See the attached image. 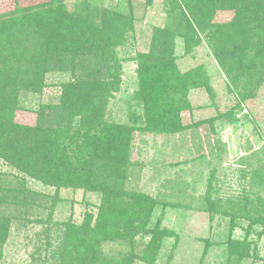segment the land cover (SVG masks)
<instances>
[{
	"label": "trees",
	"instance_id": "1",
	"mask_svg": "<svg viewBox=\"0 0 264 264\" xmlns=\"http://www.w3.org/2000/svg\"><path fill=\"white\" fill-rule=\"evenodd\" d=\"M169 1L166 27L155 32L147 52L136 51L128 57L137 64L138 89L132 99L140 112L132 113L129 122L123 123L102 117L106 99L119 86L121 59L116 48L124 42L132 14L117 6L96 7L89 0L75 2L72 9L63 0H48L0 13V100L8 99L7 90L40 92L49 74L73 72L72 80L59 84V101L51 105L59 118L55 125L42 112L34 127L15 123V101H2L7 112L0 116V150L8 162L17 158L13 166L56 188L78 187L101 196L94 221L92 213L86 212L81 226L64 234L67 264H101L99 248L110 240L131 245L132 253L121 259L122 264H131L135 258L154 264L162 241L177 239L176 233L166 227L149 228L156 197L124 187L126 171L133 164L134 133L178 131L181 112L190 109L189 91L204 88L212 96L202 66L178 70L170 26L183 38L185 53L200 44L203 36L214 60L234 86L230 89L237 96L234 104L217 119L231 118L245 98L255 95L264 78V0H230L229 6L222 5L223 0H209L207 16L203 10L208 0ZM217 11L233 15L212 25L208 20ZM181 22L184 24L177 29ZM181 26L186 32H181ZM71 109L78 111L80 119L74 125L62 124L59 113ZM242 199L246 203L237 205V212L242 213L237 215L231 212L234 206L222 208L209 193L205 195L210 212L230 217L226 251L236 257V262L250 248L246 236L251 227L264 225L259 209L264 198H257L256 203L245 196ZM237 216L248 221L245 228L241 227L245 232L242 240L231 238L232 229L241 226ZM7 221H2L6 229ZM83 226L89 228L85 231ZM138 238L147 241L138 242L136 248ZM107 262L111 263V257Z\"/></svg>",
	"mask_w": 264,
	"mask_h": 264
},
{
	"label": "rangeland",
	"instance_id": "2",
	"mask_svg": "<svg viewBox=\"0 0 264 264\" xmlns=\"http://www.w3.org/2000/svg\"><path fill=\"white\" fill-rule=\"evenodd\" d=\"M44 1L48 0H0V13ZM63 1L72 9L81 0ZM89 1L96 7L117 6L132 14L131 25L123 35L124 42L116 48L121 59L119 86L106 99L102 117L105 121L129 122L132 113L139 114L140 107H134L136 102L132 99L138 89L137 64L128 57L136 51H148L155 32L167 25L170 1ZM230 3L223 0L222 5ZM208 6L209 0L204 2L206 16ZM232 15L230 11H217L208 22L216 25L228 21ZM183 24H178L177 29ZM174 29L169 27L173 31L171 39L178 70L185 72L202 66L212 96L204 88L189 91L190 109L181 112L178 131L134 133L130 157L133 164L126 171L124 187L158 199L149 228L159 225L176 233L177 239L169 237L162 241L154 264H264V225L257 223L251 227L246 236L250 248L236 262V257L226 251L230 217L210 212L205 201L209 193L216 204L221 203L222 208L234 206V211L229 208L231 212L241 215L237 205L246 203L243 196L248 201L255 199L254 203L257 198H264V78L255 95L245 98L232 111L231 118L217 119L234 104L237 96L230 90L234 86L214 60L203 36L200 44L185 53L183 38ZM180 29L186 32L185 27ZM72 76L71 71L49 74L40 92L7 90L8 99L0 100V116L7 112L5 104L15 101V123L34 127L42 112L55 125L59 118L51 105L59 101V84L72 80ZM245 82L251 84L249 80H242ZM58 116L62 117V124L74 125L80 119L75 109L64 110ZM3 152L0 150V239L3 237L0 264H67L69 256L63 245L67 246L68 241L63 236L81 226L86 212L92 213L94 221L100 194L78 187L56 188L52 183L46 184L21 172L11 164L17 158L8 162ZM259 209L264 215V205ZM235 219L241 226L232 229L231 238L242 240L245 232L241 227L245 228L248 221L241 216ZM2 221L8 222V229L2 227ZM144 240L147 241L136 239V248ZM98 252L101 264H122L121 259L132 253L130 244L111 240L101 243ZM108 257L111 263L107 262ZM131 264L147 263L135 258Z\"/></svg>",
	"mask_w": 264,
	"mask_h": 264
}]
</instances>
